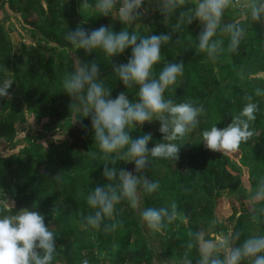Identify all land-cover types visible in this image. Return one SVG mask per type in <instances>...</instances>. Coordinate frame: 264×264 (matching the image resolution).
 Returning <instances> with one entry per match:
<instances>
[{
	"label": "trees",
	"instance_id": "trees-1",
	"mask_svg": "<svg viewBox=\"0 0 264 264\" xmlns=\"http://www.w3.org/2000/svg\"><path fill=\"white\" fill-rule=\"evenodd\" d=\"M0 1L12 11L17 7L15 0ZM89 3L94 4V0H89ZM78 7L75 0H25L22 15L26 27L32 30V14L41 17L48 27L36 26L32 31L47 38L60 53L56 59L50 56L43 65L35 67L37 51L31 49L26 52L25 68L15 71L10 77L14 91L11 100L0 98V110L5 112L4 135L10 140L14 138L15 124L22 125L26 123L28 115H33L36 122L48 118L50 123L62 125L67 138L63 142L43 143L45 134L41 131L38 136L25 141L18 152L7 157L1 156L0 190L14 202L13 212L34 206L45 216L46 224L55 226L56 243L62 247L63 254L67 256L75 245H81V248L91 253L86 256L76 252L74 262L84 264L87 260L88 264H152L156 258L159 264H179L188 251L185 245L189 231L202 230L210 237L228 230L221 217L219 201L224 190L233 191L238 187L240 174L232 170L229 158L224 153H216L205 146L201 133L210 130L213 125L220 129L226 127L242 109L246 94H252L260 104V112L252 123L259 135L242 143L237 149L241 151L239 165L250 167L247 170L251 189L255 188L258 178L264 177V96H255L257 87L264 89V23L243 20L246 35L238 50L228 51V40L225 38V50L216 60L197 51L196 37L202 30L198 20L184 26L178 34L181 38L179 45L170 42L163 46V60L155 68L157 73L164 63L184 62L183 76L165 93L166 97L176 102L191 100L203 105L205 114L197 129L182 141H176L182 145L178 160L149 158L151 165L145 174L151 180L158 181L160 188L153 194L140 193L137 208L141 225L132 218L130 204L125 200L116 206L114 217L104 221L105 225L116 224V228L105 232L103 226L99 230L93 229L84 220L85 216L94 212L87 204L88 194L97 185L107 183L103 177L106 162L104 154L95 143L90 117L82 118V114L77 111L78 102L63 92L62 82L64 76L73 71L74 55L84 62L97 60L105 86L112 89V97L127 92L130 100H135L138 86L127 89L112 67L114 63H127L131 49L113 57L111 62V58L105 57L99 50L87 54L82 49L74 48L65 40V33L77 26L91 30L107 25L117 32L126 27L130 32L135 30L141 35H159L167 34L170 28L165 25L155 6L149 8L148 13L137 22L139 25L135 23L131 27L111 16H99L94 7L81 11ZM243 16L238 10L229 11L225 14L224 22H234ZM58 18L67 20L68 25L59 29L55 25ZM73 18L79 21L73 22ZM57 28L60 30L58 35ZM10 52L11 48L6 46L0 49V81L5 77L3 67L11 66ZM64 60H67L68 65L62 69ZM52 86H55L54 91L51 90ZM222 86H230L227 99L222 97ZM25 109L29 110L27 114L23 113ZM49 121L43 125L46 131L50 129ZM153 123L133 129L130 135L135 139L151 133L153 139L149 148L157 142H163V134L159 132L160 122L153 120ZM116 166L135 174L132 162L117 161ZM168 199L176 202L180 215L168 225V230L165 229L164 233L167 234L157 236L158 247L151 243L154 242L151 230L143 222L140 213L144 208L163 207ZM55 203L59 212L54 218L52 210ZM255 207L259 205L254 202L250 207L241 204L239 211L232 216L234 226L231 229L242 231L244 236L264 233V217H258L256 221L251 219ZM183 219L187 220L186 223ZM131 244L134 249L126 250ZM96 245H114L116 249L100 258L95 257L93 252ZM189 255L195 259L196 251L193 249ZM68 263H71V258H68Z\"/></svg>",
	"mask_w": 264,
	"mask_h": 264
},
{
	"label": "clouds",
	"instance_id": "clouds-1",
	"mask_svg": "<svg viewBox=\"0 0 264 264\" xmlns=\"http://www.w3.org/2000/svg\"><path fill=\"white\" fill-rule=\"evenodd\" d=\"M166 26L167 34L141 35L124 27L114 31L111 26L101 25L95 29L77 26L65 33V40L74 48L91 54L97 50L105 57L112 58L131 49L127 63L112 64L113 72L127 89L138 86L137 98L130 100L127 92L112 97V89L105 86L97 60L84 62L73 56V71L64 76L62 87L73 101L78 102L77 111L82 118L90 117L95 143L104 154V185H97L87 196V204L94 212L84 217L87 226L112 231L116 224L105 225L104 221L113 218L116 206L127 201L133 209L139 205L140 193H156L160 184L151 180L145 170L151 165L150 157L179 159L182 141L200 125V117L205 114L203 105L191 100L176 102L165 93L184 74V62H167L157 73L155 68L163 60L162 48L170 42L179 45L178 35L185 25L198 20L202 25L196 37L197 51L216 60L225 50H238L245 38L246 27L243 20L264 23V0H154ZM145 0H82L80 11L94 7L99 16H111L121 24L131 27L145 16L149 9ZM238 10L244 13L241 19L224 22L225 14ZM175 35V40L173 39ZM191 38L189 37V40ZM13 81L4 78L0 81V98L11 99L9 89ZM255 96H264V89L257 87ZM242 109L231 118L223 129L213 125L204 130L202 140L212 151L230 152L237 150L259 133L252 123L260 112V104L252 94L244 97ZM25 109L23 113L27 114ZM79 120V119H78ZM153 120L160 122L161 141L153 147L148 145L153 137L146 133L133 138L130 133L137 127ZM34 122V121H33ZM32 122V124H33ZM86 127V126H85ZM54 140H60L57 135ZM62 139V138H61ZM117 161L132 162L134 172L117 167ZM110 165V166H109ZM250 199L259 205L251 212V219L264 217V177L258 178ZM14 202L0 206V264H53L57 252L56 235L53 226L45 223V216L36 207L22 208L13 212ZM59 212L55 203L52 215ZM141 218L147 228L155 233L165 231L177 220L180 213L176 202L169 206L144 208ZM122 225V221L119 222ZM188 251L179 264H264V233L244 236L242 231L229 228L226 233L210 238L205 231H189ZM242 236L244 237L242 239ZM196 251L195 259L189 253ZM84 264H88L85 260Z\"/></svg>",
	"mask_w": 264,
	"mask_h": 264
},
{
	"label": "rangeland",
	"instance_id": "rangeland-1",
	"mask_svg": "<svg viewBox=\"0 0 264 264\" xmlns=\"http://www.w3.org/2000/svg\"><path fill=\"white\" fill-rule=\"evenodd\" d=\"M77 1L79 7L77 8L80 10V5L82 3V0H75ZM15 4L17 7L14 11L9 9L10 7L7 4H3L0 1V49L2 46H6L7 48H11L10 52V59H11V66L9 68L3 67V74H5L4 78L11 77V74L14 73L17 70H22L25 68V56L26 52L30 51L31 49H35L37 51L36 53V62L34 63L35 67H39L40 65H43L50 56L54 57L56 59L58 53H60V50H56V47L48 41L47 38H43L38 33L32 31L36 28V26H44L45 28L48 27V24H45L42 22L41 17L36 16L35 14H32V30L28 29L26 27L25 23L23 22V15H22V8L24 7L25 0H15ZM145 8H151L154 7L153 0H145L144 4ZM87 14V13H86ZM240 15L244 14L239 12ZM73 22H78L79 20L77 18L72 19ZM25 25V26H24ZM55 25L60 29L63 27H66L68 25V21L63 18H58L55 21ZM139 25V23H137ZM56 29V35L60 33L59 29ZM71 53V52H70ZM21 59V60H20ZM58 63V62H57ZM68 65L67 60H64V63L62 65V69L65 68ZM55 71H57V68L55 67ZM45 82V81H44ZM223 88V98L227 99L230 95L229 88L230 86H222ZM55 86L51 87V90L54 91ZM9 92L12 94L14 93L13 87L9 89ZM6 100H11L8 98H5ZM5 112H2L0 110V157L1 156H8L12 153H16L19 150L22 149L24 146V142L27 140H30L33 138V136H38V133L41 131L45 134L43 143L46 142H63L66 140V129L61 125L57 126L55 123L51 122L50 119L44 118L40 122H36L33 115L27 116L26 123H23L22 125L15 124V136L11 140L6 138L4 135V127H3V116ZM204 116V115H203ZM201 116L200 119L203 117ZM34 121V122H33ZM49 121L48 126L50 127L49 130H45L43 128V125ZM155 121V120H154ZM33 122V124H32ZM152 124L153 121H152ZM57 135V138L60 140H54L53 137ZM62 138V139H61ZM216 153H222L217 152ZM240 150L230 151V152H224L227 158H229V165L238 174H240V184L238 187L231 191V190H224L222 192L221 200L220 202V211H221V217L223 218L224 224L226 227L233 228V218L232 216L236 214L239 211V207L241 204L244 206H249L253 204V201L250 199L251 193L254 189H251L250 182H249V174H248V168H243L239 165V157H240ZM241 198V199H238ZM12 201L11 197H6L3 194V191L0 190V206H2L4 203ZM13 202V201H12ZM173 202L172 199H168L165 202V206H169ZM139 208V207H138ZM138 208L133 209L131 206L129 207V210L131 212V216L134 220L138 222V225H141V220H139L138 215ZM184 223H186L187 220H182ZM55 228V226H54ZM170 227L167 226L166 230H168ZM163 234H167L164 233ZM158 235H161V233H155L151 231V239L154 242H151L153 244H157L158 247H160L159 244V238ZM221 234L218 235H210V238H216ZM84 236H87V234H84ZM85 238V237H84ZM85 241V239L83 240ZM101 244V243H98ZM116 249V246L111 245H96L93 252L95 253V257L104 258L108 252H113ZM134 249V246L131 244L130 246L126 247V250L132 251ZM57 254L56 257H54L53 264H79L76 261V252H82V254L89 256L91 253H89V250H85L81 248V245H75L72 247V250L69 251L68 255L62 253V247H59L57 245ZM68 258H71V263H68ZM102 264V263H101ZM152 264H159L156 261V258L152 260ZM161 264H166L161 263Z\"/></svg>",
	"mask_w": 264,
	"mask_h": 264
},
{
	"label": "crops",
	"instance_id": "crops-1",
	"mask_svg": "<svg viewBox=\"0 0 264 264\" xmlns=\"http://www.w3.org/2000/svg\"><path fill=\"white\" fill-rule=\"evenodd\" d=\"M153 5L156 7L154 0H153Z\"/></svg>",
	"mask_w": 264,
	"mask_h": 264
}]
</instances>
